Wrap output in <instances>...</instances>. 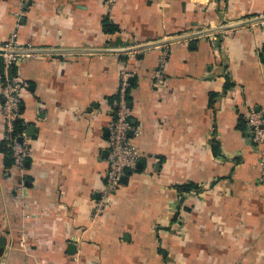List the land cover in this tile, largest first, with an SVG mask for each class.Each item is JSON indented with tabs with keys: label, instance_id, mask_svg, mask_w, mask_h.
I'll return each mask as SVG.
<instances>
[{
	"label": "crops",
	"instance_id": "obj_1",
	"mask_svg": "<svg viewBox=\"0 0 264 264\" xmlns=\"http://www.w3.org/2000/svg\"><path fill=\"white\" fill-rule=\"evenodd\" d=\"M263 13L264 0H0V45L43 50L12 70L23 172L0 112V264H264V184L242 123L264 113V26L195 35ZM124 67L140 157L94 215Z\"/></svg>",
	"mask_w": 264,
	"mask_h": 264
},
{
	"label": "built area",
	"instance_id": "obj_2",
	"mask_svg": "<svg viewBox=\"0 0 264 264\" xmlns=\"http://www.w3.org/2000/svg\"><path fill=\"white\" fill-rule=\"evenodd\" d=\"M259 16L264 17V13ZM260 23L264 26V21ZM0 48L16 50L27 47L17 45L14 38H11L6 44L0 45ZM27 55L29 54H0L2 57L0 60V97L2 100L0 112L4 125L3 140L11 152L13 165L19 172L24 171V163L30 153L27 141L24 140V131L16 128V122L21 118L20 92L23 83L16 76L10 77L9 70L12 65L18 64ZM164 62L165 56H162L156 71L153 73L157 82H161L163 79ZM133 75V72L126 67L122 68L119 73L118 86L114 92L113 100L114 116L107 126L108 167L104 174V183L100 189L99 198L93 210L94 215L105 210L112 193L119 187L121 178L127 172L136 169L140 157L135 140L130 134L131 131L137 134L138 130H135L131 124V110L127 100L130 80ZM245 125L250 132V140L258 154L259 182L264 184V113L250 109L245 118Z\"/></svg>",
	"mask_w": 264,
	"mask_h": 264
},
{
	"label": "water",
	"instance_id": "obj_3",
	"mask_svg": "<svg viewBox=\"0 0 264 264\" xmlns=\"http://www.w3.org/2000/svg\"><path fill=\"white\" fill-rule=\"evenodd\" d=\"M264 21V17L262 16H258L254 19H251V20H247V21H244V22H238V23H235V24H228V25H224V26H219V27H216V28H213L211 30H206V31H202V32H198L196 33L195 35H199V34H205V33H210V32H216V31H219V30H227V29H230V28H235L237 26H240V25H244V24H248V23H251V22H262ZM183 37H186V36H181V37H177V38H183ZM173 39H176V38H173ZM169 40H162L161 42H156V43H151V44H141V45H137V46H133V47H130V48H125V49H119V50H114L116 52L118 51H131V50H139V49H142V48H145V47H148V46H151V45H157V44H163L165 42H167ZM43 50L41 49H10V50H6V49H3V48H0V54H8V53H18V54H31V53H39V52H42ZM10 77L12 76V69L10 70Z\"/></svg>",
	"mask_w": 264,
	"mask_h": 264
},
{
	"label": "trees",
	"instance_id": "obj_4",
	"mask_svg": "<svg viewBox=\"0 0 264 264\" xmlns=\"http://www.w3.org/2000/svg\"><path fill=\"white\" fill-rule=\"evenodd\" d=\"M103 25H104V31H105V32H113V31L117 30V27L115 26V24L109 22V19H108V18H104V20H103ZM1 65H2V63H1ZM11 69H12V70L14 69V65L11 66L10 70H11ZM10 70H9V72H10ZM132 85H133V78L130 80V88L132 87ZM128 93H129V91H128ZM113 96H114V94H113ZM114 97H115V96H114ZM114 97H112V98H114ZM127 100H128V94H127ZM18 122H19V121L16 122V128H17V130L20 129V128L18 127ZM242 123H245V121L242 122ZM244 125H245V124H244ZM8 163L10 164V160H9ZM180 187H181V189H183V190H187V189L190 188V184H188V185H184V186H180Z\"/></svg>",
	"mask_w": 264,
	"mask_h": 264
},
{
	"label": "rangeland",
	"instance_id": "obj_5",
	"mask_svg": "<svg viewBox=\"0 0 264 264\" xmlns=\"http://www.w3.org/2000/svg\"><path fill=\"white\" fill-rule=\"evenodd\" d=\"M258 177V176H257Z\"/></svg>",
	"mask_w": 264,
	"mask_h": 264
}]
</instances>
